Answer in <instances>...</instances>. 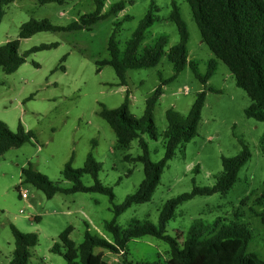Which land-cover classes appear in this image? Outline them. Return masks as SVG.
Wrapping results in <instances>:
<instances>
[{
    "label": "rangeland",
    "instance_id": "374dc122",
    "mask_svg": "<svg viewBox=\"0 0 264 264\" xmlns=\"http://www.w3.org/2000/svg\"><path fill=\"white\" fill-rule=\"evenodd\" d=\"M115 1L120 0H105L104 9ZM123 1L121 12L97 21L90 29L41 31L19 39L17 51L25 55L24 63L9 74L0 69V121L14 132L21 123L34 135L31 141L0 155V264L9 263L14 249L10 225L37 235L27 264H65V259L52 252L51 247L54 243L60 244L59 235L66 228H71L68 237L75 245L82 242L86 230L111 239L103 228V224L114 217L106 194L57 192L46 198L42 191L22 181V168L30 164L56 184L69 187L71 183L62 174L64 164L72 158L71 166L81 168L90 152L101 164L98 179L112 189L114 204L121 203L127 194L135 191L143 179L142 163L124 159L141 154L138 139H133L128 148H120L113 130L98 112L102 105L120 106L127 96L130 116L140 119L145 101L154 88L172 76V64L165 53L155 67L128 69L126 85L119 86L113 68L97 62L108 59L107 41L114 30L113 22L122 20L124 15L129 19L121 21L115 34L119 49L148 11L154 21L145 32L144 44L165 34L167 51L177 43L178 33L169 19L172 0ZM173 1L179 7L189 34L188 58L197 63L201 74L206 72L207 61L211 59L216 61V70L202 84L186 66L162 85V94L153 110L159 136L153 140L142 135L151 160H159L164 153L160 134L167 127L166 110L172 109L185 117L196 94L205 90L197 133L179 146L167 162L151 199L133 204L115 217V223L127 227L135 219L156 224L159 211L168 199L190 192L193 186H212L222 169V157L235 156L242 149L243 141L251 156L240 169L234 186L223 194L196 195L181 202L167 222L165 234L181 243L194 221L207 225L219 218L221 224L236 223L246 228L250 234L248 251L264 259V225L254 213L264 207L256 202L264 180V150L260 143L264 123L244 114L251 100L235 85L226 65L201 41L186 0ZM93 8V0L44 4L37 0H13L4 7L0 45L16 39L21 24L31 18H45L54 25L64 26ZM52 43L56 45L29 52L33 47ZM81 182L85 186L93 184L89 174H83ZM22 191L27 194L25 198L21 197ZM125 249L126 259L107 249L95 248L94 251H102L111 264L141 261L168 264L169 245L164 240L147 235L129 240Z\"/></svg>",
    "mask_w": 264,
    "mask_h": 264
},
{
    "label": "trees",
    "instance_id": "16d2710c",
    "mask_svg": "<svg viewBox=\"0 0 264 264\" xmlns=\"http://www.w3.org/2000/svg\"><path fill=\"white\" fill-rule=\"evenodd\" d=\"M13 0H0V21L4 14V7ZM39 3L57 2L63 0H37ZM190 7L201 41L208 47L213 55L222 61L234 77L235 85L242 88L249 99L250 105L245 108L244 114L256 121L264 123V1L263 0H186ZM94 8L87 13L79 15L67 25H54L49 20L31 18L20 26L16 39L9 40L0 45V69L4 73H12L24 63L25 55L18 53V41L41 31H77L90 29L97 21L110 16H115L124 9V1H115L104 9L105 0H93ZM104 9V10H103ZM129 19L124 15L122 20L113 22L114 30L107 41L108 59L98 61V65H110L117 77V85H126L125 73L128 69L155 67L166 53L167 59L172 64L173 74L166 81L172 80L186 66L202 84L214 74L216 61H207V70L201 74L197 63L188 58L187 43L189 34L186 24L181 17L179 7L171 1L169 19L174 22L178 41L170 46L167 51L168 37L165 34L157 35L151 43L144 44L145 32L152 25L154 19L148 11L139 21L136 29L119 49L115 40L116 28L121 21ZM56 44H41L29 49V52L54 47ZM64 60V57L61 58ZM37 66V64H34ZM63 69V67H62ZM161 81L154 88L145 101V108L140 119L130 116L128 99L125 96L123 103L116 108L101 106L98 114L108 123L115 134L116 144L120 148H128L133 139H138L141 154L136 157L126 156L125 160L140 161L143 165V179L132 193L127 194L121 203L114 204L112 189L104 186L98 179L101 164L89 152L81 168H73L70 158L63 166L62 174L71 185L62 187L51 181L44 174L33 169L29 164L21 169L23 182L32 184L42 191L46 198H51L57 192H99L106 194L112 203L114 217L103 224L105 232L111 239L91 234L85 231L81 243L69 239L71 228H66L60 235V244L54 243L51 251L60 254L66 261L65 264H111L102 251L95 252V248L107 249L114 253L123 251L126 259V244L129 240L143 236H152L164 240L169 245L166 262L168 264H264L256 253L248 251L250 234L246 228L236 223L221 224V219L216 218L210 224L196 220L190 226L185 239L178 243L175 238L165 234L167 222L172 218L177 206L196 195H210L213 193H226L235 184L240 169L249 161L250 151L248 146L241 141L242 149L233 157H222V169L216 175L212 186H193L190 192H184L168 199L159 211L156 224L147 221L140 222L133 219L127 227L118 226L115 217L124 212L133 204L149 201L159 184L161 174L167 162L173 158L177 148L189 142L197 133L201 118V109L205 101V90L198 92L185 117L176 111L168 109L165 112L167 120L166 129L160 134L163 139L164 153L162 158L153 161L149 155L148 144L142 138L146 134L150 139L156 140L157 133L153 110L162 94ZM34 137L30 130H25L21 123L17 130L11 131L0 121V155L12 147H19L31 141ZM260 143L264 150V137ZM196 171L197 168L194 167ZM83 174H89L93 180L91 186L81 182ZM257 204L264 205V180L262 192L256 199ZM264 225V207L254 211ZM13 235L14 249L8 264H27L31 257L30 248L37 242L36 233H24L14 225H10ZM127 263V262H126ZM137 264H159V262L141 261Z\"/></svg>",
    "mask_w": 264,
    "mask_h": 264
},
{
    "label": "built area",
    "instance_id": "2783aa9c",
    "mask_svg": "<svg viewBox=\"0 0 264 264\" xmlns=\"http://www.w3.org/2000/svg\"><path fill=\"white\" fill-rule=\"evenodd\" d=\"M26 196H27V194H26L24 191H22V192H21V197L25 198ZM117 254H118V255H122V254H123V251L120 250Z\"/></svg>",
    "mask_w": 264,
    "mask_h": 264
}]
</instances>
